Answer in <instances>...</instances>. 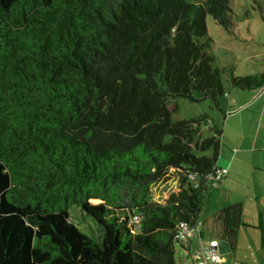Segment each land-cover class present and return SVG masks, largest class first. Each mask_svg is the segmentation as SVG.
I'll return each instance as SVG.
<instances>
[{
	"label": "trees",
	"instance_id": "obj_1",
	"mask_svg": "<svg viewBox=\"0 0 264 264\" xmlns=\"http://www.w3.org/2000/svg\"><path fill=\"white\" fill-rule=\"evenodd\" d=\"M231 14L229 0H0V264H176L222 141L217 128L198 138L204 117L171 113L216 101L224 73L264 88V72L214 67L201 41L208 15L231 30ZM241 214L214 216L230 247Z\"/></svg>",
	"mask_w": 264,
	"mask_h": 264
},
{
	"label": "rangeland",
	"instance_id": "obj_2",
	"mask_svg": "<svg viewBox=\"0 0 264 264\" xmlns=\"http://www.w3.org/2000/svg\"><path fill=\"white\" fill-rule=\"evenodd\" d=\"M185 1L192 3L201 0ZM229 7L232 11L231 30L218 24L211 15H208L206 19L207 35L201 41L209 43L206 50L214 56L213 66L233 69L235 76L264 72V0H229ZM222 81L225 94L219 95L216 101L210 97L198 102L179 99L177 109L171 113V120L175 122L204 117L205 120L200 126L199 139L213 135L215 128L221 130L223 132L222 146L217 165L224 167L228 165L231 168L232 177L237 172L233 180L236 183L232 181L227 186H223L221 181L216 187L208 186L201 213L205 236L199 241L205 244L212 238L222 239L214 216L229 203L226 198L230 195V202H239L242 205L241 224L236 230L230 251L221 256L228 264H264V198L261 202H256L252 197H246L241 186L247 177L243 169L244 164L248 166L250 163V165L261 163L259 158L261 153H257L254 158L252 152L246 153L244 149L250 145L248 136L254 132L256 136L259 134L258 145L264 143V88L243 91L233 87L228 73L222 74ZM259 114L263 116L260 119H258ZM242 139H244L242 144H238ZM231 153L238 155L236 156L239 158V163L237 161L228 164ZM239 166L241 168H238ZM175 184L176 180L155 184L152 191L153 199L157 200L163 190ZM75 208L77 207L73 206L71 209ZM79 213L81 212L73 211L70 220L78 222L76 215ZM79 218L82 224L80 227H86L83 231L101 240L102 226L87 214ZM222 240L227 242L225 239ZM199 241L193 244L194 249L199 248ZM175 262L176 264H193L189 252L179 242L175 243Z\"/></svg>",
	"mask_w": 264,
	"mask_h": 264
},
{
	"label": "crops",
	"instance_id": "obj_3",
	"mask_svg": "<svg viewBox=\"0 0 264 264\" xmlns=\"http://www.w3.org/2000/svg\"><path fill=\"white\" fill-rule=\"evenodd\" d=\"M261 117H263V116L261 114H259V118L258 119H260ZM222 133L223 132H221V135H222ZM255 134H256V132H254V134L248 136L249 141H250V145L246 149H244V152H246V153L252 152L254 158L257 156V153H261L260 154L261 156L259 157L260 160H261V163H255V164L252 163V165H250L251 164L250 163V164H248V166H246L247 164H244L245 166H244L243 169L245 170L247 177L245 178V183L244 184L241 183V186H242V188L245 191L244 194H245L246 197H250V198L252 197L256 202H261L262 198H264V163H263L264 162L263 161V158H264V143H263V145H258L259 141H258L257 137H258L259 134L257 136ZM243 140L244 139L239 141L238 144H242ZM235 151H237V150H235ZM236 155L237 154H232L231 153V157L228 160V164L236 163L237 161H238L237 163H239V160H238L239 158H237L238 155L237 156ZM217 166L227 169L226 175L219 181V182L222 181V185L223 186H227V184L231 183L234 180L235 176L237 175V172H236L235 176L232 177L233 174L230 175L231 174V168H229L228 165H227L228 168L224 167V166H219V165H217ZM238 168H241V166H239ZM231 177L233 178L232 180H231ZM233 183H236V182L233 181ZM216 186H218V185H216ZM226 200L229 201V203L227 205L223 206V207L229 206L231 204L239 203V202H234V201L230 202V195L227 196ZM203 224H204V222H200V229H201V235L200 236L197 235L194 238L190 239L189 241H184L183 242V246L189 252V256L192 258L193 264L200 257L201 247L202 246L207 245L211 241H218L219 240V239H216V238H212V239H210L208 241V243L206 242L205 244L202 241H199V240H202L203 236H205ZM197 240L200 242V246H199V248L194 249L193 248V244ZM224 264H228V263L224 262Z\"/></svg>",
	"mask_w": 264,
	"mask_h": 264
},
{
	"label": "built area",
	"instance_id": "obj_4",
	"mask_svg": "<svg viewBox=\"0 0 264 264\" xmlns=\"http://www.w3.org/2000/svg\"><path fill=\"white\" fill-rule=\"evenodd\" d=\"M227 173L226 168L217 167L214 173V186L217 185ZM181 238L184 241L194 238L195 236L201 235L200 223L195 227H188L186 223L181 224ZM217 241H211L207 245L201 247L200 257L195 261L194 264H224V259L215 247Z\"/></svg>",
	"mask_w": 264,
	"mask_h": 264
},
{
	"label": "water",
	"instance_id": "obj_5",
	"mask_svg": "<svg viewBox=\"0 0 264 264\" xmlns=\"http://www.w3.org/2000/svg\"><path fill=\"white\" fill-rule=\"evenodd\" d=\"M215 247L218 249L220 254H224L230 251L229 243L222 239L217 241Z\"/></svg>",
	"mask_w": 264,
	"mask_h": 264
}]
</instances>
